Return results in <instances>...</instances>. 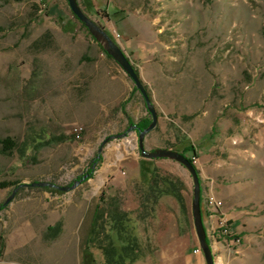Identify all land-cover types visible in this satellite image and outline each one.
Here are the masks:
<instances>
[{
    "label": "rangeland",
    "instance_id": "obj_1",
    "mask_svg": "<svg viewBox=\"0 0 264 264\" xmlns=\"http://www.w3.org/2000/svg\"><path fill=\"white\" fill-rule=\"evenodd\" d=\"M91 1L79 3L124 49L160 114L149 146L160 137L200 145L190 131L211 138L224 157L264 161V0ZM45 33L48 47L39 40ZM103 49L68 0H0V137H17L24 153L0 154V181L24 183L11 201L36 204L47 191V200L77 207L86 219L100 204L102 236H116L111 212L126 211L145 253L156 204L147 189L153 169L143 162L137 129L112 136L151 113ZM75 125L83 127L81 138ZM99 154L93 177L74 188L32 185L70 186ZM169 169L183 188L186 170ZM13 189L0 188V204ZM91 251L96 263L104 261L100 248Z\"/></svg>",
    "mask_w": 264,
    "mask_h": 264
},
{
    "label": "crops",
    "instance_id": "obj_2",
    "mask_svg": "<svg viewBox=\"0 0 264 264\" xmlns=\"http://www.w3.org/2000/svg\"><path fill=\"white\" fill-rule=\"evenodd\" d=\"M93 2L99 7L105 0ZM114 4L118 6L116 1ZM158 115L160 117L159 112ZM194 126L200 129L198 125ZM188 135L200 144L193 143L198 156L196 168L201 182V210L215 264H264V161L224 157L218 153V145L211 138L200 139V134L190 131ZM148 136L149 133L145 145L149 150L185 146L162 137L149 146ZM143 162L150 169L164 170L165 174L172 172L171 166L186 170L188 175L182 176L184 187L181 190L185 209L171 193H163L157 198L150 228L151 245L133 264H207L203 252L194 251L201 246L190 200L193 187L190 172L180 162L169 158L144 157ZM209 196L223 200L222 213L228 218L230 228L241 238V243L235 244L216 233L218 216L208 210ZM47 197L45 191L44 201L36 204L11 201L1 208L0 264H82L93 217L86 219L80 216L77 207L72 209L67 203L52 201V198L47 200ZM53 198L59 199L61 195Z\"/></svg>",
    "mask_w": 264,
    "mask_h": 264
},
{
    "label": "trees",
    "instance_id": "obj_3",
    "mask_svg": "<svg viewBox=\"0 0 264 264\" xmlns=\"http://www.w3.org/2000/svg\"><path fill=\"white\" fill-rule=\"evenodd\" d=\"M83 2L88 7H90L92 4L91 0H83ZM34 8L36 11L40 10L38 8V5L36 4L34 5ZM47 36V33H45V35L39 39L40 41L41 39H44V42L42 41V43L45 44V47H48ZM93 38L95 39L94 36ZM103 51L106 52L105 49H103ZM107 55L110 56L108 53ZM151 120V117L143 119L137 124L138 128L141 130L147 127L150 124ZM18 150H20L22 155L24 154L23 150H21L19 139L17 137L11 135L0 137V154L12 155L15 151ZM188 151L192 152L194 156L197 155V150L194 145L184 147V150L181 152L186 155ZM187 157L194 164V166H196V164L193 162L192 157ZM100 158L101 155L99 154L96 158L93 159L90 168L86 172V174H88V178L93 177L96 164L98 163ZM151 174V181L147 189L148 193H150V195L154 197V203L157 202V198L161 194L171 193L176 197V199L180 203L181 208L185 209V198L181 191L183 183L181 182V180L170 174H161L157 171V169H153V172ZM83 176L84 175H82L80 179H82ZM20 184V182L4 180L0 181V188H6L9 186L15 188ZM4 206L5 205H2V207ZM104 213L105 211L101 208V205L97 204L93 216L92 227L90 229L83 251L82 264H133V262L140 259L144 255V253L139 252L141 247L138 235L131 233L128 228V225L126 223V221L128 220V213L126 211L119 210L111 212L110 216L112 217L113 221V226L111 227V229L115 230L116 236H114L110 232H107L102 236L101 230L104 227V224L102 223L104 219ZM92 246L98 247L102 250L104 256V261L102 263H96V257L91 251Z\"/></svg>",
    "mask_w": 264,
    "mask_h": 264
},
{
    "label": "water",
    "instance_id": "obj_4",
    "mask_svg": "<svg viewBox=\"0 0 264 264\" xmlns=\"http://www.w3.org/2000/svg\"><path fill=\"white\" fill-rule=\"evenodd\" d=\"M68 3L73 13L78 17V19L81 22L85 24V26L89 29V31L95 37V39L101 43V45L106 50V52L110 56H112L122 66L125 72L131 77L136 87L141 91L145 99L147 109L151 113L152 120L147 127L140 130L137 124H132L126 132L118 135H114L112 137H121L127 135L131 129H137L138 137H139V148L141 154L144 157L150 159L152 158L173 159L180 162L183 166H185L188 169L193 180L192 213H193L196 233L200 242L202 252L205 256L206 263L215 264L214 253L207 239L206 228L202 216L201 182H200V174L198 169L196 168V166H194V164L189 160V158L184 153H182L177 149L169 148V147H157L153 150H149L146 148L145 137L151 130H153L156 127L158 123L159 115L156 106L154 105V102L150 97L142 78L140 77L139 73L136 71V68L134 67L132 61L130 60L124 49L121 47V45L100 24H98L94 19L90 17V15H88V13L85 12V10L82 8V6L79 3V0H68ZM101 149L102 147L100 148V150ZM85 177H88V174H85L82 177V179H84ZM82 179L74 181V183L70 186H60L50 181H34L32 182V185L49 186L63 190H68L76 187V185L80 183ZM22 185H24V183L16 186L12 190L8 198L2 204H0V210L2 208V205H6L11 201V199L14 197V195Z\"/></svg>",
    "mask_w": 264,
    "mask_h": 264
},
{
    "label": "built area",
    "instance_id": "obj_5",
    "mask_svg": "<svg viewBox=\"0 0 264 264\" xmlns=\"http://www.w3.org/2000/svg\"><path fill=\"white\" fill-rule=\"evenodd\" d=\"M83 132V127L81 125H75L73 127V133L76 138H81ZM193 162L198 163V156H192ZM208 210L212 215L218 216V228H216V233H220L222 238H226L231 240L235 244L241 243V238L234 233V231L230 228L228 223V218L222 213V208L224 206V202L222 199H215V203H208ZM195 252H202V249L199 247L194 250Z\"/></svg>",
    "mask_w": 264,
    "mask_h": 264
},
{
    "label": "bare ground",
    "instance_id": "obj_6",
    "mask_svg": "<svg viewBox=\"0 0 264 264\" xmlns=\"http://www.w3.org/2000/svg\"><path fill=\"white\" fill-rule=\"evenodd\" d=\"M195 164H197V163H195ZM215 197L214 196H209L208 197V203H215Z\"/></svg>",
    "mask_w": 264,
    "mask_h": 264
}]
</instances>
